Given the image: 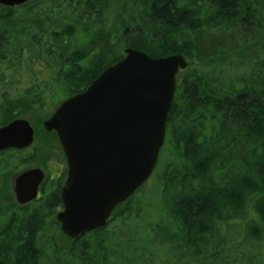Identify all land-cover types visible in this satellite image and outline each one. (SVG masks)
Here are the masks:
<instances>
[{
    "label": "trees",
    "instance_id": "trees-1",
    "mask_svg": "<svg viewBox=\"0 0 264 264\" xmlns=\"http://www.w3.org/2000/svg\"><path fill=\"white\" fill-rule=\"evenodd\" d=\"M127 48L188 62L166 122L171 156L156 177L165 215L143 220L145 193L94 242H57L53 182L20 209L0 198V264H264V0L0 6V126L54 110ZM33 160L0 152V176Z\"/></svg>",
    "mask_w": 264,
    "mask_h": 264
},
{
    "label": "water",
    "instance_id": "water-1",
    "mask_svg": "<svg viewBox=\"0 0 264 264\" xmlns=\"http://www.w3.org/2000/svg\"><path fill=\"white\" fill-rule=\"evenodd\" d=\"M187 66L180 54L155 59L127 48L120 61L43 122L56 134L67 166L63 210L56 216L64 235L76 238L103 227L115 207L149 180L164 144L177 75ZM33 138L29 122L14 119L0 127V152L28 148ZM43 178L39 169L21 173L14 184L17 202L35 199Z\"/></svg>",
    "mask_w": 264,
    "mask_h": 264
},
{
    "label": "rangeland",
    "instance_id": "rangeland-1",
    "mask_svg": "<svg viewBox=\"0 0 264 264\" xmlns=\"http://www.w3.org/2000/svg\"><path fill=\"white\" fill-rule=\"evenodd\" d=\"M52 112L53 109L49 107L46 110L45 109L40 110L32 114L24 115V117H22V119H25L29 122V124L31 125V127L35 132L34 142L28 153V154L31 153L34 154V161L28 164H22L21 166L17 167L15 170H9L7 174L0 176V181H1L0 198L8 199L10 201V204L13 206V208L16 206V202L14 200L11 190L13 188V183L15 178L19 175L20 172L31 168H40L44 171L46 176H49L48 177L49 179L51 176L55 178L54 177L55 173L60 172L59 170L64 169L65 167L64 157L62 155V150L58 143L57 137L55 136L54 133L47 132L43 127V122L48 119V117L50 116V114H52ZM170 152H171V147L168 146L166 142H164V145L160 150L158 162L152 176L146 182V184H144V186L134 194L131 200V202L133 200H136V203L133 204L135 206V208L133 209L135 210L137 207L136 205H138L140 199H142L143 196H145V193H149L148 195L146 194L147 196L144 198L146 199L145 201L149 203V205L146 208H143V210L138 211L139 214H142V216L145 217L143 219L144 221H147V219H152V223H159L163 218V216L165 215L161 211L159 204H157L158 201L161 202L162 187L159 185L160 182L156 177L164 167L166 161L170 159L171 156ZM151 191L155 194L154 197L153 194L150 193ZM140 221L141 219L139 218V222ZM53 224H54V218L53 220H51L49 224L51 229L52 227H54ZM133 226L134 224H131V227ZM140 226L141 224L139 225V228H141ZM50 233L51 231L48 230L46 234L50 235ZM39 241L41 242V237H39ZM62 242L67 243L66 240ZM40 264H49V258L46 257V259L41 261Z\"/></svg>",
    "mask_w": 264,
    "mask_h": 264
},
{
    "label": "flooded vegetation",
    "instance_id": "flooded-vegetation-1",
    "mask_svg": "<svg viewBox=\"0 0 264 264\" xmlns=\"http://www.w3.org/2000/svg\"><path fill=\"white\" fill-rule=\"evenodd\" d=\"M32 1V0H30ZM30 1H28L27 3L23 4L26 5L28 4ZM22 6V5H21ZM178 81V80H177ZM78 94V93H77ZM76 95V94H75ZM73 96V95H72ZM71 97V96H70ZM69 98V97H68ZM35 134V133H34ZM32 146V145H31ZM31 146L26 148V149H23V150H12V151H15V152H19L21 153V156H26L27 153H29V150L31 149ZM61 148V147H60ZM6 151H11L10 150H6ZM63 155V154H62ZM34 161V160H33ZM32 161V162H33ZM65 161V159H64ZM28 164V163H27ZM32 169H39L43 172L44 174V178L42 180V182L39 184L38 186V190H37V195L35 197V199H33L32 201L28 202V203H25V204H19L17 202V199H16V194H15V191H14V184H15V180L16 178L23 172L27 171V170H32ZM57 169V168H56ZM55 169V171H56ZM27 170H24L22 172L19 173V175L15 178L14 180V183H13V188H12V195L14 197V200L16 202V206L14 207L15 209H20L22 207H25L29 204H32V203H36L37 201H39L40 199H42L44 196L48 195L49 192L46 191V187H54V183L56 184V186H58V194H59V200H60V204L55 208V211H54V214H53V218H54V227L56 226L57 227V231L58 232V240L57 242H62L64 240H66L67 242H94L93 240H87V238L89 237L90 239L96 235L99 231H101L102 229H105L109 226V224L114 220V218L116 217V215L119 213V211L128 203L132 200L133 196L131 198H129L127 201H125L124 203L118 205L117 207H115V209L112 211L109 219L107 220L106 224L103 226V227H100L96 230H93V231H90L88 233H85L83 235H79L78 237L76 238H70L66 235H64L61 231H60V224L59 222L57 221L56 219V216L59 212H61L63 210V203H62V200H61V190L62 188L64 187L65 185V181H66V175H67V166H66V162H65V167L64 169H61L59 170L60 172H57L55 173L54 177L53 178L52 176L48 179L49 176H46L44 171L40 168H31V169H27ZM54 182V183H53ZM140 190V189H139ZM53 218L51 220H53ZM51 222V221H50ZM49 222V224H50ZM52 227V229L54 228ZM56 230V229H55Z\"/></svg>",
    "mask_w": 264,
    "mask_h": 264
}]
</instances>
